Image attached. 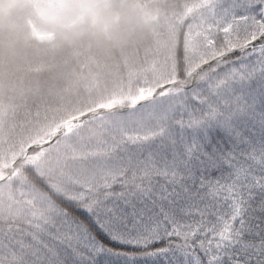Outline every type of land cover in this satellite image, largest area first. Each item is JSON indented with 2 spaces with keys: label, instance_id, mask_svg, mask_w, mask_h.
I'll list each match as a JSON object with an SVG mask.
<instances>
[{
  "label": "snow or ice",
  "instance_id": "snow-or-ice-1",
  "mask_svg": "<svg viewBox=\"0 0 264 264\" xmlns=\"http://www.w3.org/2000/svg\"><path fill=\"white\" fill-rule=\"evenodd\" d=\"M133 4L58 85L0 51V264H264V0Z\"/></svg>",
  "mask_w": 264,
  "mask_h": 264
},
{
  "label": "clouds",
  "instance_id": "clouds-1",
  "mask_svg": "<svg viewBox=\"0 0 264 264\" xmlns=\"http://www.w3.org/2000/svg\"><path fill=\"white\" fill-rule=\"evenodd\" d=\"M135 18L131 0H0V46L10 61L24 58L16 45L31 39L33 23L51 33V46L74 48L92 38L120 44L131 37Z\"/></svg>",
  "mask_w": 264,
  "mask_h": 264
},
{
  "label": "trees",
  "instance_id": "trees-1",
  "mask_svg": "<svg viewBox=\"0 0 264 264\" xmlns=\"http://www.w3.org/2000/svg\"><path fill=\"white\" fill-rule=\"evenodd\" d=\"M131 2L133 3V0ZM150 31L151 25H146L140 12L136 11L132 35L126 42L120 44H115L105 38H92L78 47L68 48L51 46L47 43L48 41H39L35 38L21 40L16 47H19L26 55L15 62L10 61L5 55L3 60L5 72L8 69L15 71L23 65L47 63L49 67L42 71L29 73L21 77V80L16 81V83L27 82L30 79L32 82L58 85L69 78L70 72L75 68L77 53L81 50H91L102 61L117 63L134 51L145 40ZM0 51L5 53L3 46H0ZM66 60L73 62L71 66L65 64Z\"/></svg>",
  "mask_w": 264,
  "mask_h": 264
},
{
  "label": "rangeland",
  "instance_id": "rangeland-1",
  "mask_svg": "<svg viewBox=\"0 0 264 264\" xmlns=\"http://www.w3.org/2000/svg\"><path fill=\"white\" fill-rule=\"evenodd\" d=\"M135 10L140 12V10H138L136 7H135ZM140 15H141L142 18L144 19V16H143V14H142L141 12H140ZM144 22H145L146 25L148 24V23L145 21V19H144ZM33 24H35V23H33ZM35 27H36V30H37V31H42V30H40V28L37 27L36 24H35ZM42 32H45V31H42ZM38 40H41V39H38ZM44 40H50V39L45 38V39H43V40H41V41H44Z\"/></svg>",
  "mask_w": 264,
  "mask_h": 264
}]
</instances>
